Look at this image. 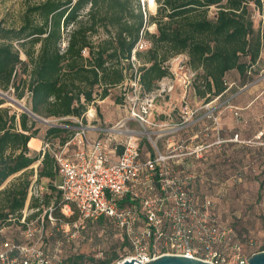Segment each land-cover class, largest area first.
I'll return each mask as SVG.
<instances>
[{"label":"trees","instance_id":"trees-1","mask_svg":"<svg viewBox=\"0 0 264 264\" xmlns=\"http://www.w3.org/2000/svg\"><path fill=\"white\" fill-rule=\"evenodd\" d=\"M251 2L264 24V0H156V13L146 11V16L139 0H37L26 1L18 23L0 17V91L12 90L17 98L31 92L28 109L51 121L46 124L25 111L12 110L0 95V187L12 177L0 188V225L16 220L25 227L26 221L20 219L34 175L37 181L48 179V188L56 191L52 183L57 177L54 158L49 150L31 153V139L38 138L40 126H44L43 141L62 145L77 125L65 117H81L95 99L94 93L104 99L109 89L130 76V53L142 28L151 43L136 53L142 62L140 83L146 91L167 74L162 63L183 53L196 71L192 85L199 98L223 97L228 91L225 76L229 70L248 78L259 62L264 42V29L255 28L251 18ZM212 7L215 11L210 17ZM153 23L156 30L150 32L146 26ZM63 40L66 46L61 50ZM118 100L122 102V96ZM37 162L34 170L32 165ZM193 165L190 170L196 181L190 189L198 196L200 173ZM60 203L58 194L54 214L65 217ZM30 206L38 210L27 216V221L42 211L35 199ZM217 220L230 226L233 242L242 245L233 224ZM97 222L108 221L100 218ZM263 249L264 243L255 251ZM83 258L82 254L72 255L64 264H82ZM116 258V253L94 263L91 258L90 264H114Z\"/></svg>","mask_w":264,"mask_h":264},{"label":"built area","instance_id":"built-area-1","mask_svg":"<svg viewBox=\"0 0 264 264\" xmlns=\"http://www.w3.org/2000/svg\"><path fill=\"white\" fill-rule=\"evenodd\" d=\"M139 1L144 16L146 11L156 13V0H152L153 8L149 7V0ZM154 26V23L150 24L146 29L150 31ZM143 29L130 53L132 73L117 86L122 91L127 115L111 126L96 127L83 122L84 117L95 116V108H88L81 117H65L77 125L62 145L55 147L46 141L40 148L42 153L49 150L55 161L59 180L54 186L61 199L59 208L63 213L75 210L86 220L102 218L111 222L130 251L124 259H136L144 264L160 255L173 254L199 258L212 264H246L250 255L241 253V245L233 242V229L218 222L211 198H199L190 189L195 179V172L190 170L191 161L201 159L212 145L240 141L238 134L229 139L216 135L211 142H205L200 141L198 132L183 133L177 139L166 132L167 118L160 117L157 100L170 95L176 86L182 91V103L177 112L179 122L176 125L179 127L186 126L199 109L213 101L195 108L189 107L185 101L187 88L192 86L196 76V71L187 64L185 54H176L162 63L167 74L157 80L153 89L146 91L142 88L138 70L142 62L136 53L151 46ZM65 46L66 40H63L61 50ZM225 84L227 89L233 85L227 81ZM26 93L27 96L31 94ZM208 117L217 130V117L213 113ZM89 130L101 135L92 138ZM261 134L258 132L257 138ZM141 138L150 145L143 154ZM42 190L34 175L27 199L42 200ZM55 200L56 196L45 208L46 221L56 230L63 224H75L54 214ZM22 215L24 222L26 214ZM43 229V220L38 227L27 224L24 234L31 238L29 243L3 240L0 243V264H59L61 261L42 247ZM2 230L3 227L0 232ZM230 247L234 251L228 254L227 248Z\"/></svg>","mask_w":264,"mask_h":264},{"label":"rangeland","instance_id":"rangeland-1","mask_svg":"<svg viewBox=\"0 0 264 264\" xmlns=\"http://www.w3.org/2000/svg\"><path fill=\"white\" fill-rule=\"evenodd\" d=\"M26 1L33 2L37 0H0V17L5 18L8 22L16 21L18 23L19 15L23 11ZM262 6L264 9V2ZM249 9L255 28L262 27L264 29V24L260 21L262 19L260 11L254 3L249 4ZM214 11V7L210 8L208 15L212 17ZM155 27L156 25L150 31H155ZM261 55L264 59V42L261 46ZM260 63L261 61H259ZM249 75L245 79L240 78L237 73H232L231 76L226 75L225 79L227 82L233 83L232 87L223 97L209 99L213 102L209 106L199 109L191 119L192 121L184 127L176 125L179 122L178 107L182 103V91L178 86L170 95H164L157 100L160 117L167 118L166 132L172 135L174 139L182 136L183 133L192 134L193 129L195 132L200 131L201 141L211 142L215 138L216 129L212 119L208 117L210 113L217 117V130L220 132V137L226 139L228 133L234 131L239 134L238 140L240 141L238 142L240 143H237L239 144L238 147L226 145L225 142L221 143L219 147H211L206 156L203 155L199 162H195V165L191 164L194 167L196 166L194 169L199 170L200 173V178L197 180V182H200L197 185L198 196L211 198L218 219L233 224L234 230L241 240V253L245 255L256 252L255 250L264 243V137L261 136L262 139L256 137L258 134L256 131L264 130V63L259 68L255 65L254 70ZM26 92L22 98H17L12 90L10 93L2 91V93H6L10 98L28 108L29 95L27 96ZM121 92L118 87L111 88L103 102L90 104L88 108H95V116L91 119L84 117L86 121L83 120V122L90 124L100 122L103 126H111L127 115V106H124V103L118 100ZM230 98L233 99L230 102L232 107L225 105V103L229 104ZM185 101L192 108L199 107L207 102V100L199 98L195 94L193 85L187 88ZM4 105L9 106L12 110L21 111L18 106L9 100H6ZM235 111L238 112L237 115ZM103 119H106V123L102 122ZM46 120L51 123L49 119ZM131 126L138 128L134 124ZM44 131L45 127L40 126L39 137L36 139H42L41 135H44ZM213 133L214 136H212ZM173 138L171 139L173 140ZM259 141H263V145H257ZM43 142L45 141L40 143L41 146ZM261 142L260 144H262ZM56 145L55 147H57ZM141 145L143 154L150 145L147 140L145 141L142 138ZM41 146L38 149L36 146L31 147L33 148L31 153H37ZM32 167L35 170L36 163ZM11 179L12 177L6 180L0 188L8 184ZM58 180L59 176L57 175L52 183L54 184ZM37 182L43 187L42 200L35 199V201L39 203L42 211L28 221L25 218V227H22L16 220H12L9 224L0 225V227H3L0 232L3 240L29 243L31 238L26 237L24 234L27 224L30 227H38L40 221L43 220L42 247L54 259L61 261L59 264H64V260L69 256L79 254L84 256L82 264H90L92 260L94 263L115 253L117 256L115 263L129 256L130 251L124 245L119 231L113 224L108 222L102 224L98 223L97 220L83 219L75 210L72 213H63L60 209V213L65 216L63 219L75 224L69 226L63 224L62 227L56 230L52 224L46 221L44 211L46 206L53 200V197H57V192L48 188L50 182L48 179L40 178ZM32 201L33 199L26 200V205L22 211V214L25 213L26 217L35 211L30 206ZM70 216H74V218ZM69 217L71 220L68 219ZM20 222H23L22 217ZM227 250L228 254L234 251L232 247L227 248Z\"/></svg>","mask_w":264,"mask_h":264},{"label":"water","instance_id":"water-1","mask_svg":"<svg viewBox=\"0 0 264 264\" xmlns=\"http://www.w3.org/2000/svg\"><path fill=\"white\" fill-rule=\"evenodd\" d=\"M0 95L4 97L6 100H9L10 102L18 106L22 111L27 112L33 118L40 120L41 122H44L46 124H50L48 120L37 116L36 114L31 112L27 107L23 106L21 103L10 98L6 93H2V91H0ZM119 264H141V262H139L136 259H124ZM144 264H212V263L195 257L163 254L154 258L153 260L145 262ZM246 264H264V250H260L252 253L248 257Z\"/></svg>","mask_w":264,"mask_h":264},{"label":"crops","instance_id":"crops-1","mask_svg":"<svg viewBox=\"0 0 264 264\" xmlns=\"http://www.w3.org/2000/svg\"><path fill=\"white\" fill-rule=\"evenodd\" d=\"M154 30H156V27H155V29ZM84 55H87V52L85 51L84 53H83ZM263 56L261 55V51H260V55H259V61H261V63L259 64V62L258 63H256V65H257V67L259 68L261 65H262V63H264V59L262 58ZM232 73H237L238 74V76H240L239 75V73L236 71V70H229L228 72H227V74L226 75H229V76H231L232 75ZM240 78H242V76H240ZM246 78H247V76H246ZM243 79V78H242ZM118 86V85H117ZM117 86H115V87H117ZM115 87H113V88H115ZM110 90V89H109ZM227 90H229V88L227 89ZM95 91H99V88H96L95 89ZM94 97H95V99L90 103V104H94V103H100V102H103L104 101V99L107 97H105L104 99H98V97H96V93H94ZM233 99L232 98H230V100H229V105L231 104L230 102L232 101ZM90 104H88L87 105V108H88V106H90ZM226 104H228V103H225V105ZM91 119V118H90ZM83 120H85L84 118H83ZM86 121V120H85ZM102 122H104V123H106V119H103V121ZM84 123H86V122H84ZM87 125H91L90 123H86ZM93 125H95L96 127H107V126H103V124H100V122H98V123H96V124H93ZM74 129H75V127H73ZM197 132L199 133L200 131L199 130H197ZM216 132V135H219L220 134V132L219 131H215ZM256 132H259V130L258 131H256ZM260 132H264V130H262V131H260ZM196 132L192 129V134H195ZM226 133H228L227 131H226ZM88 134H89V136L90 137H92V138H95V137H97L98 135H101V134H99L97 131H94V130H89V132H88ZM191 133H187V135H190ZM234 134H238L236 131H234V132H230V133H228V138H226V139H229V138H231ZM255 134V133H254ZM253 134V135H254ZM205 135H207V134H205ZM215 135V136H216ZM226 135V134H225ZM242 135V134H241ZM240 135V136H241ZM212 136H214V133H213V135ZM219 136H221V135H219ZM238 136H239V134H238ZM262 136H264V134L262 135ZM41 137H43V135H41ZM256 137H257V135H256ZM37 141H38V144H37ZM42 141H43V139H36V138H33V139H31V141H30V150L31 149H33V148H31V147H33V146H36V148H37V146L39 145V146H41V144L40 143H42ZM201 141V140H200ZM227 142H229V143H227ZM227 142H225V144L227 145V144H229V145H232V146H234V147H238V145L239 144H237V143H240V142H238V141H227ZM234 143H236V144H234ZM260 144V142H257V145H259ZM39 146H38V148H39ZM213 146H215V147H219V145H212V146H210L208 149H207V151L211 148V147H213ZM241 147H243V146H241ZM36 148H34V149H36ZM37 148V149H38ZM36 149V150H37ZM38 151V150H37ZM118 152H119V150H118ZM38 165V162L36 163V166Z\"/></svg>","mask_w":264,"mask_h":264},{"label":"bare ground","instance_id":"bare-ground-1","mask_svg":"<svg viewBox=\"0 0 264 264\" xmlns=\"http://www.w3.org/2000/svg\"><path fill=\"white\" fill-rule=\"evenodd\" d=\"M153 6H154L153 1H152V0H149V7H150V8H153Z\"/></svg>","mask_w":264,"mask_h":264}]
</instances>
